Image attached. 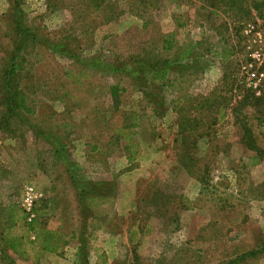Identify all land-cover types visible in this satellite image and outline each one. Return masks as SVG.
<instances>
[{
	"label": "rangeland",
	"instance_id": "rangeland-1",
	"mask_svg": "<svg viewBox=\"0 0 264 264\" xmlns=\"http://www.w3.org/2000/svg\"><path fill=\"white\" fill-rule=\"evenodd\" d=\"M135 2L117 0L119 16L109 20L106 12L114 8L94 9L92 0H0V69L17 38L13 20L23 13L25 24L36 28L41 48L25 54V69L13 86L17 82V90L28 93L36 113L27 115L41 128L50 131V122L66 121L56 122L60 126L53 129L59 127L56 134L67 143L71 159L68 166L56 162L54 143L31 135L27 140L30 129L14 120L8 128L14 133L0 131V204L14 200L23 205V194L33 186L44 226L66 234L80 233L88 215L98 214L105 228L91 240V253L108 251L112 264H264V160L254 163L255 151L241 141L242 117L231 110L245 95L264 94V80L255 88L256 79L249 77L251 67L264 73V19L224 15L226 27L223 16H215L213 24L202 0H159V6L142 17L136 14ZM173 30L181 43L203 41L199 60L175 64L164 85L148 75L136 82L126 68L138 70L158 59H174L162 46L163 35ZM58 42H64L66 54L53 46ZM226 42L236 52L238 67L225 81L212 49ZM257 51L260 60L252 56ZM69 54L105 64L91 69L85 65L81 74ZM66 67L73 71L71 79L64 75ZM117 83L120 91L114 98L109 90ZM246 104L241 114L264 149V100L262 113L257 103ZM135 111L141 124L133 127ZM181 128L191 129L187 141ZM106 130L112 146L103 147L105 155L92 152L89 144ZM128 135L139 145L133 160L126 149H133ZM184 151L194 158L186 167L180 164ZM110 153L109 166L101 165ZM105 188L115 200L88 209L87 193ZM146 225L150 230L144 235ZM133 228L140 229L135 244L130 242ZM78 243L73 240L62 255H55L57 264H85ZM251 251L257 254L243 257ZM42 262L51 263L52 258ZM0 264H6L1 248Z\"/></svg>",
	"mask_w": 264,
	"mask_h": 264
},
{
	"label": "trees",
	"instance_id": "trees-1",
	"mask_svg": "<svg viewBox=\"0 0 264 264\" xmlns=\"http://www.w3.org/2000/svg\"><path fill=\"white\" fill-rule=\"evenodd\" d=\"M203 5L201 6L205 9L211 17L213 24L215 23V16H220L226 20L225 16L234 17L235 20H244L243 16H249V18L257 20L259 18L264 19V0H202ZM137 5V12L138 16H145V13L148 10L156 8L159 6V0H136ZM92 5L94 9H101L103 10L104 7L110 5L112 9L114 8V12L111 14L106 12L108 16L105 18L111 20L117 18L119 14L115 11V6H117V0L113 2V0H92ZM16 10H20L17 8ZM17 12V11H15ZM225 15V16H224ZM21 19L13 20L14 24V32L16 33L15 40H13V44L11 45V53L7 57V61L2 63V67L0 69V109L2 114L0 116V131L8 130L11 132V128L13 125V121L15 120L18 123L20 120L23 127H31L36 134L43 137L44 139L51 140L54 143V154L57 159L56 162H63L65 165H69L71 163V159L69 158V154L66 150L67 143L63 142L60 138L61 134H56L55 129H50L47 131L37 125L35 123H31L30 118L27 116L26 113H33L35 112L34 109L30 107L28 104L29 102V95L27 92L22 90V88L18 89L16 84L13 86L14 80L16 81V77L18 76L19 72L25 69V64L27 63L28 59L25 56L27 52L37 50L41 46L39 42V35L36 31V28L33 26H28L24 22L23 13L17 15ZM214 18V19H213ZM221 22L225 27L227 26L228 18L225 21ZM245 21V20H244ZM243 21V23H244ZM177 26H181V23H177ZM202 29L205 28V25L201 23L200 26ZM241 27V26H240ZM239 27V29H240ZM219 27H217L218 29ZM230 27H227V30ZM210 30H215V26L210 28ZM204 33V32H203ZM177 30H173L170 33H165L162 39V46L164 49H168L174 54V59H167L163 60L161 63V59H158L156 62L150 65V67H144L142 65L138 70L137 69H128L126 71L131 75L136 77V82H139L140 79H143V76L146 77L147 75L152 78L154 82L158 85H164V81L170 76L172 73L175 64L176 67H180V64H193L199 60V53L203 51L202 40H192L187 39L184 41L185 43H181L177 39ZM10 35V34H9ZM12 36V35H10ZM53 46L60 50L64 46V42L55 43ZM220 49H212L216 58H219L222 69H223V78L226 81L228 78L232 76L233 73H236V69L238 64L235 59V51L234 48L231 47L228 42L220 44ZM177 47V49H175ZM41 48V47H40ZM62 50V49H61ZM175 50V51H174ZM63 54L64 51H61ZM69 58L76 60L78 62V68L80 66L87 65L90 69L91 66L93 68L97 66L98 68L102 67L105 62L104 61H96L98 59H86L84 57H78L72 54L66 55ZM252 59V57H251ZM87 61V62H86ZM145 64V63H140ZM102 65V66H101ZM107 65V63H106ZM189 66V65H188ZM82 68V67H81ZM261 68V67H260ZM262 70H264V62L262 64ZM83 71V69H82ZM232 71V72H231ZM228 84H231L229 81ZM233 90V87H232ZM120 91L119 84L113 85L111 87V94L114 98H118V94ZM250 98V99H249ZM182 101V98H180ZM179 99V100H180ZM255 102L256 106L258 107L260 113L261 111V101L264 100V94L260 96H254L253 94L245 95L243 99L238 100L237 103L231 104V110L233 115H236V118L242 117L240 122H244V126L242 127L244 130V134L242 136L241 141L246 143L252 150L255 151L254 155V163H260L264 160V149L260 148L256 144V139L254 138V133L251 128H249L246 124V116L243 117L242 107H245L248 101ZM242 106V107H241ZM157 109L158 107H154ZM239 111V113H237ZM241 114V115H240ZM133 122L131 126L136 127L139 123L140 115L135 111L133 114ZM264 116V115H263ZM241 124V123H240ZM17 125V124H16ZM241 128V129H242ZM182 134L183 141H187L189 136L186 134L189 133L190 130H184L181 128L179 131L184 132ZM11 133H14L12 131ZM264 133L262 134V137ZM181 137L178 136L177 140H180ZM193 137L191 136L189 140H192ZM126 140L129 141V144L132 143V150L130 147L127 146V150L129 153V158L131 160L134 159L135 155L138 152L139 145L134 143L130 136H126ZM131 146V145H130ZM129 148V149H128ZM194 162V158L191 152L184 151L180 156V164L182 166H188L189 163ZM83 193H87L84 191ZM88 195L85 198L86 207L90 209L94 203H98L99 205H106L111 201H114V196L110 193V190L107 188L104 189L103 192H93V195H90V192L87 193ZM38 200L36 207L33 209L34 216L31 217L32 212L27 211L20 203L11 200L8 204H0V248L1 254L6 261V264H15V257L29 259L32 258L36 262H39L42 256L47 253H57L62 255L64 252V248L66 245L70 244L73 240L79 241V251L82 255L81 257L85 258L86 263L89 262V253L93 248L91 245V240H97L98 230L104 229V221L100 219L98 214L91 213L92 215H88L87 219L82 224V231L73 230L71 233L66 234L62 231L50 229L44 226L43 221L40 215V209H38ZM4 214H3V212ZM89 229L91 233L88 234ZM150 227L143 226L144 235L149 233ZM140 229H131L130 231V242L135 244L138 241ZM34 235V237H33ZM97 252V262L98 264H104L108 261L107 255L105 252ZM258 252V250H257ZM256 251H251L245 253L243 257L256 255ZM234 261H230L229 264H233Z\"/></svg>",
	"mask_w": 264,
	"mask_h": 264
},
{
	"label": "crops",
	"instance_id": "crops-1",
	"mask_svg": "<svg viewBox=\"0 0 264 264\" xmlns=\"http://www.w3.org/2000/svg\"><path fill=\"white\" fill-rule=\"evenodd\" d=\"M69 58V57H68ZM82 67V68H81ZM67 68V67H66ZM84 67L83 66H80L79 67V71H80V73L82 74L83 72H84V70L82 71V69H83ZM72 74H73V71H72V69H70V68H67V70H66V73H64V75H65V77L67 78V79H71L72 78ZM84 74V73H83ZM118 84V83H117ZM116 85V84H115ZM113 85H111V87H112ZM111 87H110V94H111ZM36 94H37V92H36ZM112 95V94H111ZM68 97H70L69 95H68ZM42 104H43V107H47L49 104H47V102L46 101H44V102H42ZM114 106H119L118 104L117 105H115L114 104ZM42 107V108H43ZM38 108H39V106H38ZM32 109H34V108H32ZM51 109H52V107H51ZM35 110V109H34ZM53 110V109H52ZM36 111H37V106H36ZM65 111V110H64ZM64 111H63V113H64ZM59 112L60 111H58V112H52V114L53 115H58L59 114ZM36 112H33L32 114H35ZM27 114V113H26ZM28 114H30V113H28ZM28 117H29V115H27ZM47 117H49V116H47ZM30 118V121H31V123L33 122V123H35V124H37V125H39L36 121H34L33 119H32V116L31 117H29ZM55 120V117H51L50 118V120ZM141 118H139L138 120H140ZM56 122H64V124L66 125V121H64L63 119H58V120H55ZM56 122H50L51 123V125H50V128L51 129H53V128H55V127H57V126H60V125H58V123H56ZM63 124V125H64ZM141 124V120H140V122L138 123V126ZM24 128H28V129H30V131H25L24 130V133L25 132H27L26 133V135H27V140H29L28 139V136L29 135H31V136H39L38 134H36L35 133V131L31 128V127H29V126H25ZM56 130V129H55ZM110 136H111V134H109V132L106 130L105 132H103V134L101 135V136H99V138H98V140H96L94 143H93V145L92 144H89V145H91L90 146V150L92 151V152H94L95 150L96 151H103V147L104 146H106V145H110V146H112V142H110ZM41 137V136H40ZM43 138V137H42ZM44 139V138H43ZM45 140H47V139H45ZM47 141H49V140H47ZM53 148L54 147H52V151H53V153H54V150H53ZM101 153H104V151L103 152H101ZM87 155H89V152L87 153ZM104 155H105V153H104ZM111 155V153L108 155L107 154V156L106 157H103V162H100V164L102 165V163H104V164H107L108 166H109V162L111 161V158H112V155ZM115 200V199H114ZM75 251H76V249H75ZM105 251V253H106V255H107V259H108V261L106 262V263H104V264H112L113 263V261H112V255L108 252V251H106V250H104ZM99 252H103V251H99ZM92 254V256H94L95 257V259H94V262L93 261H91V257L92 256H89L88 258H89V263L88 264H98V262H97V258H98V254H97V252L96 251H94V252H90V254L89 255H91ZM55 255H60V254H57V253H50V252H47V253H45L43 256H42V261L43 260H45L46 258H52V262L51 263H48V264H57L58 263V261H57V259H55ZM65 255H66V252H65ZM15 259H16V261H15V264H18V260H17V257H15ZM41 261V263L40 264H43V262Z\"/></svg>",
	"mask_w": 264,
	"mask_h": 264
},
{
	"label": "built area",
	"instance_id": "built-area-1",
	"mask_svg": "<svg viewBox=\"0 0 264 264\" xmlns=\"http://www.w3.org/2000/svg\"><path fill=\"white\" fill-rule=\"evenodd\" d=\"M254 27V26H251ZM254 59L260 60L262 58V53L257 51L256 53L253 52L252 54ZM249 77L255 81V88L258 87V84L264 80V73L263 72H258V69H254L251 67L250 75ZM258 83V84H257ZM260 93V91L258 92ZM39 195L36 193L35 188L33 186H30L26 189L25 193L23 194V207L27 210L32 212L31 217L34 216L33 209L37 205V200H38ZM34 237V235H33Z\"/></svg>",
	"mask_w": 264,
	"mask_h": 264
}]
</instances>
